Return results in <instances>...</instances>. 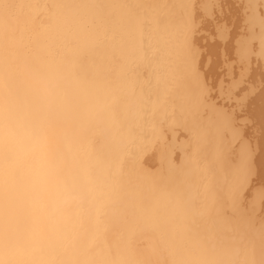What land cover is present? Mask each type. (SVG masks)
<instances>
[{
    "label": "bare ground",
    "instance_id": "1",
    "mask_svg": "<svg viewBox=\"0 0 264 264\" xmlns=\"http://www.w3.org/2000/svg\"><path fill=\"white\" fill-rule=\"evenodd\" d=\"M97 1L47 0L45 5L50 6L52 11L49 17L52 30L42 31L34 37L29 57L23 52V39L16 27L20 22L21 29L30 27L31 20H35L32 18L35 17L34 8L38 2L24 0L19 8L14 5L6 7L8 1L0 3V70L5 77L12 74L22 59H31L34 55L41 54L47 63L66 75L71 86L93 95L108 115L114 136L106 138L102 132L97 131L88 137L96 165L111 188V195L104 202L97 218L94 244L101 230L111 231L113 235L108 245H113L114 251L121 252L130 241L129 238L134 236L132 225L126 228L122 224V228H126L125 232L120 227L115 228L119 234L121 230L126 233L120 239L112 233L111 224L116 223L121 214L131 208L123 210L116 202L111 171H122L121 167L117 169L122 156L125 153L131 156L129 149L137 147L135 144L131 145L132 138L135 137L132 130L135 127L139 128H135V132L144 130L145 139L139 135L137 138L150 151L143 162L144 167H150L155 156L160 154V162L165 158L172 167L187 165L203 174L207 178L204 186L212 174L216 178L220 176L218 165H223L218 184L222 183L223 187L226 185L232 194L235 192L232 200L237 202H243L246 191L249 190V194L253 187H257L251 209L256 211L259 207V215L264 213V0H164L159 5L167 4L170 8L162 11L160 21L141 10L136 14L130 13L131 7L127 6L129 0L127 3L124 0H113L112 6L119 8V12L124 15L122 19L113 14L102 18L94 14ZM143 1L146 10L152 0ZM173 7L179 12L174 11ZM245 8L248 13L244 14ZM10 9L14 14L7 13ZM43 11H38L39 15ZM165 15H168V19ZM143 32L151 38L150 41L143 36ZM47 37L56 38L54 42L58 41L63 46L60 57L49 54L52 46H42ZM102 38L103 41L100 42ZM68 46L71 47L70 50L66 49ZM83 54L86 57L81 61ZM235 58V63L230 64ZM177 62L182 63L181 67L196 89L197 102H193V108L201 106L202 100L199 102V98L205 96L216 114V127L212 123L207 125L214 148V154L209 153L205 161L208 163L211 160L212 163V171L208 174L204 167L197 168L196 162L193 165L189 163L194 149L193 134L190 133L191 141L189 138L187 142L179 144L177 140L184 132L176 128L175 108L172 113L167 112L170 103L166 96L171 90L167 86H170L174 77ZM152 65L157 66L151 69L149 80L144 78L141 81L144 84L142 88H138L136 84L139 83L127 76L135 72V77L142 78ZM156 75L160 77H154ZM152 82L153 88L144 92L147 96L145 101L139 103L142 97L135 98V94L141 89L146 91L145 88ZM153 96L156 97L154 103H151ZM142 117L146 119L141 121ZM168 121L171 123L168 124ZM174 132L178 135L169 140V135ZM145 150L146 148L143 151ZM187 151L190 152L188 159L183 155L181 165L174 163L176 155ZM228 157L236 162L235 170L231 169L226 175L223 172L224 169H229L226 165ZM157 168L159 169V165ZM196 175L194 178L198 181L204 179ZM227 181L232 183L229 184L231 187ZM196 183L198 182L190 184L189 195L186 189L189 196L188 200L185 197L189 201L188 211L198 198ZM114 237L115 240L111 241ZM119 243H122L121 248L117 246ZM95 246L98 249L104 244L98 243ZM98 251L100 258L107 260L104 249ZM151 254L152 250L149 249L140 257L146 260ZM218 264H235V260L223 258Z\"/></svg>",
    "mask_w": 264,
    "mask_h": 264
},
{
    "label": "clouds",
    "instance_id": "2",
    "mask_svg": "<svg viewBox=\"0 0 264 264\" xmlns=\"http://www.w3.org/2000/svg\"><path fill=\"white\" fill-rule=\"evenodd\" d=\"M97 131L114 136L105 108L41 54L7 78L0 70V264H109L94 244L111 195L88 140ZM177 251L160 237L151 257L125 245L117 264H162Z\"/></svg>",
    "mask_w": 264,
    "mask_h": 264
},
{
    "label": "flooded vegetation",
    "instance_id": "3",
    "mask_svg": "<svg viewBox=\"0 0 264 264\" xmlns=\"http://www.w3.org/2000/svg\"><path fill=\"white\" fill-rule=\"evenodd\" d=\"M113 3V0H98L97 4L94 5V14L102 18L108 16V14H113L122 19L124 15L119 12V8L112 6ZM124 3H127V0H124ZM144 5L143 0H129L127 6L131 7L130 13L136 14L140 9H144ZM157 19L160 21L162 17L157 16ZM85 55L81 56V61L85 59ZM179 68V63H175L174 71L177 74L180 73ZM179 77L176 76L173 79L177 86L168 91L166 100L172 98L170 104L172 103L175 107L176 128L183 130V132L190 130L193 134L194 149L191 158L200 157V159H203L204 157L206 160L211 149L209 126H197L196 122L202 110H200V106L193 108V102H197V97L195 94L193 95L191 89L184 87L185 82L181 80V76ZM145 119V117H142L141 121ZM135 128L132 130L135 137L132 138L131 145L135 144L137 147L129 149L131 156L125 155L126 153L122 156L120 165L117 167V169L122 168V171H111V174H113L112 190L116 202L123 210L131 208L129 211L135 212L132 214L134 220L132 217L133 221L129 224V226H133L135 233L132 238H129L130 241L126 246L131 249L132 240L141 233L146 232L155 236L156 239L166 237L173 243L174 247L178 249L177 252L170 254L173 264H218L220 259L223 258H234L235 263L239 264H264V232L258 233V230L249 229L247 224L250 221H247V224L238 225V222L244 219V216L242 217L244 214L239 212L237 200H232L235 192L232 194L227 186H224V188L221 184H218L222 172H220L218 178L212 174L203 186L204 181L207 179L204 178L203 174L190 169L187 165L172 167L165 161V158L160 162L159 169L149 170L144 167L143 162L150 151L145 145L142 146L143 143H140L142 141L137 138V135H139L145 139L144 130L138 132V128L135 132ZM145 148L146 150L143 151ZM142 152L144 153L141 155ZM193 162L189 160L191 165H193ZM211 166L210 160L208 163H203L201 167H204L207 171L206 174H208L209 171H212ZM218 166L220 167V165ZM195 174L198 178L204 179L198 181L197 178H194ZM193 182H198L196 183L198 186L196 190L199 194L196 202L194 200V206L188 211L189 201H186V199L189 198L190 184ZM185 197L187 198L185 199ZM239 198H241V194ZM231 214L238 221L232 218ZM121 217L122 215L116 223L111 224L113 227L112 233L114 234L122 226L121 220L126 219V217ZM230 218L235 222L230 221ZM146 225L148 226L146 227ZM123 233L121 230V234ZM112 235L111 231L101 230L96 238L95 245L98 243L100 245L104 244L103 247L98 249H104L107 258L105 262L117 264L122 259V252L114 251L113 245H108ZM121 245L122 243H119L117 246L121 248ZM141 258L137 256L138 260L143 261L144 259Z\"/></svg>",
    "mask_w": 264,
    "mask_h": 264
},
{
    "label": "rangeland",
    "instance_id": "4",
    "mask_svg": "<svg viewBox=\"0 0 264 264\" xmlns=\"http://www.w3.org/2000/svg\"><path fill=\"white\" fill-rule=\"evenodd\" d=\"M8 1V5L6 6V7H8V6H15V7H21L22 6V4H23V2H24V0H0V3H6ZM12 1H14V2H12ZM16 1V2H15ZM46 1L47 0H35V2H38V5L36 6V8H34V11L36 12V14H35V17L34 18H32V19H35L34 21H32L31 20V24H30V27L28 28V29H25V28H23L22 27V29L20 28V24H21V22L18 24V26L16 27V30L19 32V34L21 35V37H22V39H23V43H22V45H23V48H24V53L26 54V56L27 57H29L30 56V53L32 52V49H33V42H34V37L37 35V34H39V33H41L42 31H51L52 30V24H51V21H50V19H49V17L52 15V11H50L51 10V8H50V6H47V5H45V3H46ZM164 0H152V3H149V5H147V8L148 9H146V10H144L143 8H142V10L141 11H144L145 13H147V14H149L150 16H152V17H154V18H157V15L159 14L160 16L162 15V11H165V10H167V9H169L170 8V6L169 5H165V4H163L162 6H160L161 4V2H163ZM249 0H247V2H248ZM260 1H262V0H260ZM17 3V4H16ZM49 3H50V1H49ZM160 4V5H159ZM49 5V4H48ZM142 6V5H141ZM172 8V7H171ZM16 9V8H15ZM32 8H30V10H31ZM48 9V10H47ZM176 8H174L173 7V10L174 11H176V12H179L178 11V9H176ZM244 9V8H243ZM41 10H44L43 11V13L42 14H40L39 15V13H38V11H41ZM46 11V12H45ZM172 11V10H171ZM248 11V9H246L245 8V10H243V13L245 14V13H248L247 12ZM9 12H11V14H14L13 13V11L10 9L9 11H7V13L8 14H10ZM22 14V13H21ZM140 15V14H139ZM34 16V15H33ZM38 16V17H37ZM12 17H15V16H12ZM165 18H167L168 19V15H165ZM144 19V18H143ZM147 20H151V19H149V18H146ZM146 20V21H147ZM16 21V20H15ZM173 27V25L171 24L170 25V28H172ZM146 29H147V27H145ZM149 29V28H148ZM24 30V31H23ZM143 36H145L147 39H148V41H150L151 40V38H149V37H147V35H146V32L144 33L143 32ZM111 36H107V38H110ZM56 39V38H55ZM55 39H52V38H49V37H47V38H45L44 39V43H42V46H52V49L50 50V52H49V54L51 53V56L52 57H60L61 55H60V51L61 50H63V46L60 44V42H58V41H55L54 42V40ZM103 41V38L101 39V41L100 42H102ZM117 41V40H116ZM144 45H146V42L144 43ZM59 48V49H58ZM66 49H68V50H70L71 49V47L70 46H68ZM151 52V51H150ZM118 57V56H117ZM179 60H180V58H179ZM234 61H236V58L235 59H233V61L232 62H230V64L231 63H235ZM179 63V65H180V68H179V71H180V73H178L179 74V76H181V80L182 81H184L185 82V84H183L184 85V87H186V88H189V89H191L192 91L191 92H193V95L196 93V89L194 88V85H193V82L187 77V75H186V73L184 72V70H183V68L181 67V65H182V63L181 62H178ZM119 64V63H118ZM157 66V65H156ZM156 66H153L152 65V67H148V69L145 71L146 72V74L144 73V75H143V77L142 78H137V77H135L136 75L135 74H137V73H135V72H133V73H131V74H129V75H127L128 76V78H132V80L134 79L135 81H136V83H139V84H136L137 85V87L138 88H142V87H144V84L143 83H141V81L145 78V79H150V76H151V69L152 68H155ZM120 68H121V66H120ZM114 69H115V67H114ZM178 74L176 73V71H174V77L171 79V82H170V86H167V87H171V89L172 88H174L175 86H177L174 82H173V79L177 76L178 78H180L179 76H178ZM172 76H173V73H172ZM154 77H156V78H159L160 77V75H156V76H154ZM148 79V80H149ZM153 85H154V82H152L151 83V85H149L148 87H146L145 88V90L146 91H142V89H141V91H139V92H137L136 94H135V98L137 97H139V96H141L142 97V101L140 102L139 101V103H143L144 101H145V97H147L146 95H145V93L147 92V90H150V89H152L153 88ZM133 86H135V84H133ZM145 92V93H144ZM140 93V94H139ZM155 97L156 96H153V99H151V103H154V99H155ZM172 98H170L169 100H167L169 103H170V100H171ZM202 100V102H201V106H200V110H202V113L199 115V117H198V121L196 122L198 125H200V126H206V125H209L210 123H212V125L213 126H215V124H216V118H215V112H214V110L211 108V104H210V102H208V100L206 99V97L205 96H202L201 98H199V102ZM138 103V104H139ZM173 108H175L172 104H170L169 105V109H168V113L169 112H171L172 113V110H173ZM169 123H171V121H168V124ZM216 127V126H215ZM182 131V130H181ZM180 133H182V132H180ZM185 133V134H184ZM183 134H180V136H179V139L177 140L178 141V143L180 144V143H182V142H187L188 140H189V138H190V141H191V136H190V133H191V131L189 130L188 132H184ZM178 135V133H176V132H174V133H171L170 135H169V140L170 139H173L174 137H175V135ZM211 139L213 140V138L211 137ZM169 140L167 141V143H169ZM210 142H211V140H210ZM97 145L99 146L100 145V142L99 143H97ZM213 146H212V142H211V149L209 150L210 151V153H212V154H214V151H213ZM181 154V155H180ZM179 155H176V157L174 158V163L176 162L177 163V165L179 164V165H181L182 163H183V159H182V157H183V155L185 156V159H188L189 157H190V152L189 151H187L186 153L185 152H183V153H180ZM160 155V154H159ZM155 156V158L153 159L154 161H153V164H150V167H148V168H150V169H152V170H154L155 168H157V166L159 165L158 164V162H160V160H161V157L160 156ZM186 155H187V157H186ZM227 158V157H226ZM233 159V158H232ZM232 159H230L229 157H228V160L227 161H229L228 163L226 162V165L228 166V168L229 169H224V172H223V174H226V175H228L229 174V172L230 171H232V170H235V168H234V163L236 162L235 160L233 161ZM190 161L192 162V161H194V162H196L197 163V168H201V166H203V163H205V159H204V157H203V159H200V157L199 158H191L190 159ZM155 163V164H154ZM199 163H201V164H199ZM220 165V164H219ZM222 166L223 165H220V167H218L219 168V170L222 172L223 171V168H222ZM158 169V168H157ZM232 169V170H231ZM222 184V183H221ZM227 184L229 185V184H232L231 182H229V181H227ZM223 186V185H222ZM226 186V185H225ZM229 187H231L230 185H229ZM225 190V189H224ZM257 190H258V188L257 187H253V189H252V191L251 192H249V194H247L248 193V191H246V196L248 197L247 199H246V196H245V199H244V201L242 202V201H240V202H238V210H239V212L240 213H243L244 214V219L243 220H241L240 222H238V225H240V224H242V223H245V224H247V221L249 220L250 222L248 223V227L249 228H251V229H254V231L255 230H258V233L259 232H261V233H263L264 232V213H261L260 215H259V207H258V209L256 210V211H253L252 209H251V206L252 205H254V197H255V194L257 193ZM253 195V196H252ZM251 196V197H250ZM232 210V209H231ZM135 213V212H134ZM230 213H231V211H230ZM122 215V217H127V216H129V217H127L126 218V220L124 219L123 221H122V224H123V226L124 227H126L127 228V226L129 225V224H131V222L134 220V218H133V220H132V212L131 211H125V213L124 214H121ZM135 216V215H134ZM231 216L235 219V217L231 214ZM130 219V220H129ZM230 221H232V222H235V221H233L231 218L229 219ZM236 220V219H235ZM125 221V222H124ZM236 221H238V220H236ZM120 228L121 229H124V232H125V230H126V228H122V226H120ZM144 233V234H143ZM143 233H141L140 235H138L137 236V238H135V239H133L132 241H133V244L131 245V250H133L136 254H137V256L138 257H140V255L143 253V254H145L146 252H147V250H149V249H151L152 250V246H153V244H154V241H156L157 239H156V237L155 236H153V235H151V234H146V232H143ZM125 234L126 233H123V234H119V231H117V232H115V235L117 236H119V238H121L123 235L125 236ZM143 239V240H142ZM148 239V240H147ZM115 240V237L113 238V239H111V241H114ZM110 244H115V242H109ZM139 244V245H138ZM149 248V249H148ZM151 253V252H150ZM140 259V258H139ZM162 264H173L172 263V258L170 257V254H168V255H165L164 257H163V261H162ZM235 264H239V263H235Z\"/></svg>",
    "mask_w": 264,
    "mask_h": 264
}]
</instances>
